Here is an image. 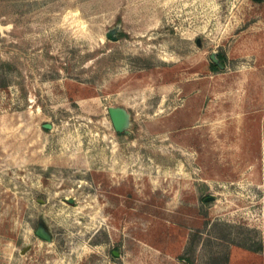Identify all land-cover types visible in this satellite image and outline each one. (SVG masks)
Listing matches in <instances>:
<instances>
[{"label":"rangeland","instance_id":"obj_1","mask_svg":"<svg viewBox=\"0 0 264 264\" xmlns=\"http://www.w3.org/2000/svg\"><path fill=\"white\" fill-rule=\"evenodd\" d=\"M0 264H264V0H0Z\"/></svg>","mask_w":264,"mask_h":264},{"label":"water","instance_id":"obj_2","mask_svg":"<svg viewBox=\"0 0 264 264\" xmlns=\"http://www.w3.org/2000/svg\"><path fill=\"white\" fill-rule=\"evenodd\" d=\"M113 30L109 31L107 33V36L110 38L116 39L117 36L113 35ZM212 58L216 63H219V59L216 57L215 54H212ZM109 114L111 116V119L113 121V124L115 126V129L118 132H123L125 131L129 124H130V114L128 110L125 107L122 106H110L109 107ZM46 127H51V124H46ZM214 197H208L206 198L207 200L212 199ZM36 234L48 241L52 240V234L48 230L47 226L44 223H40L36 229Z\"/></svg>","mask_w":264,"mask_h":264},{"label":"trees","instance_id":"obj_3","mask_svg":"<svg viewBox=\"0 0 264 264\" xmlns=\"http://www.w3.org/2000/svg\"><path fill=\"white\" fill-rule=\"evenodd\" d=\"M258 1H262V0H258ZM221 61H222V59L220 58V62H221ZM213 66L217 68V67H218V64L215 63V62H213ZM255 249H256V248H255Z\"/></svg>","mask_w":264,"mask_h":264}]
</instances>
